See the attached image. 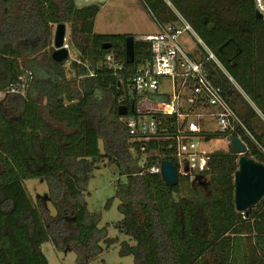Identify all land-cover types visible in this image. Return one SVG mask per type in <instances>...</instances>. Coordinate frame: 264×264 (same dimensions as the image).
<instances>
[{
  "label": "trees",
  "instance_id": "16d2710c",
  "mask_svg": "<svg viewBox=\"0 0 264 264\" xmlns=\"http://www.w3.org/2000/svg\"><path fill=\"white\" fill-rule=\"evenodd\" d=\"M142 1L160 25L180 24L177 13L215 57L204 63L208 78L245 130L203 132L202 140L239 138L247 157L264 165V20L255 17L254 0H167L173 10L164 0ZM99 10L75 0H0V93L32 74L23 97L6 94L0 101V264H49L45 243L57 251L70 248L79 264L97 253L105 237L101 214L87 210L84 194L100 138L118 172L109 202L117 201L115 228L127 238L119 256H131L134 264H264V197L245 213L235 210L239 156L229 145L209 153L205 183L179 177L167 186L160 174L145 170L157 158L173 162L166 138L174 136L177 118L149 113L164 139L144 142V151L143 143L132 147L117 111L126 106L127 116L138 114L129 84L137 66L151 60L150 44L135 40L134 63L127 65V35L93 33ZM60 22L70 27L76 55L56 64L51 26ZM196 46L199 59L191 56L204 61L206 51ZM107 55L122 71L104 65ZM42 109L56 127L45 122ZM141 155L148 156L145 169L138 166ZM39 178L54 215L42 198L28 195L25 181Z\"/></svg>",
  "mask_w": 264,
  "mask_h": 264
},
{
  "label": "built area",
  "instance_id": "2783aa9c",
  "mask_svg": "<svg viewBox=\"0 0 264 264\" xmlns=\"http://www.w3.org/2000/svg\"><path fill=\"white\" fill-rule=\"evenodd\" d=\"M164 1L173 10L170 2ZM254 10L264 20V0H254ZM150 13L153 14L151 10ZM175 14L180 24L160 25L155 20L158 28L155 35L136 37V40L150 44L152 58L137 66L129 84V94L143 101L146 107L149 106L151 108L149 113L176 116L174 136L166 138L169 143L166 148L173 159V162H170L175 167L178 178H187L191 184L205 183L208 180L205 173L208 171L209 152L203 149L206 143L200 137L205 132L202 129L203 118H211L221 133L232 132L236 126L242 129L244 127L223 98L220 89L208 78L204 63L209 60L216 62L214 55L204 46L190 25ZM187 34L206 51L207 58L203 59L204 61L191 56L194 51L188 49L189 41L183 40ZM63 47L69 49L66 40ZM103 63L114 73L123 69L114 63L110 55L104 58ZM31 78V72H25L2 94L23 97ZM154 94L166 96L168 101H154L151 97ZM137 113V116H125L121 120L129 131L132 147L136 148L134 145L136 142L143 143L139 149L144 151V142L164 138L157 135L158 124L149 113L141 111ZM222 140L229 144L231 139L224 136ZM142 157L146 161L145 155L139 156V159L143 161ZM162 162L163 160L157 158L149 169H145V162L139 167L149 173L160 174Z\"/></svg>",
  "mask_w": 264,
  "mask_h": 264
},
{
  "label": "rangeland",
  "instance_id": "374dc122",
  "mask_svg": "<svg viewBox=\"0 0 264 264\" xmlns=\"http://www.w3.org/2000/svg\"><path fill=\"white\" fill-rule=\"evenodd\" d=\"M83 3L96 4L100 10L95 18L93 33L95 35H132L135 37H143L147 34L158 32L155 18L150 10L146 7L142 0H82ZM56 25H52L53 32ZM66 44H70L69 31L70 27L66 24ZM188 37L191 39H188ZM183 40L189 41V50L194 51L199 59L200 53L196 43L191 35L187 34ZM196 47V48H195ZM69 58H75V51L69 46ZM53 51V50H52ZM0 93V101L3 99ZM135 108L137 111L144 113L151 112L149 106L140 99H135ZM41 114L45 122L51 127H56L47 117L46 112L42 109ZM202 129L205 132L214 133L218 131L217 124L209 117L203 118ZM204 150L209 153L226 151L228 143L222 139L205 142ZM98 158H91L89 161L93 167L87 190L84 194L86 208L89 212H98L101 214V220L98 228L103 229L105 237L97 242V253L87 256L84 264H134L131 256H119V244L126 241L127 238L118 233L115 228L116 223L121 219V215L117 210V201L109 202L114 195L115 181L118 178L116 161L112 157H108L104 147V141L100 138L98 143ZM133 157H137L135 152ZM148 156H145L147 158ZM143 160V157H142ZM145 160L139 159L138 166L141 167ZM195 183V184H201ZM25 187L29 197L36 200L42 198L46 208L51 215H54V208L48 197V187L44 178L31 179L25 181ZM109 202V204H108ZM252 209V208H251ZM108 238L111 241H107ZM41 250L49 261V264H79L77 255L70 248L62 251L54 249L51 243H45L41 246ZM211 257V256H208Z\"/></svg>",
  "mask_w": 264,
  "mask_h": 264
},
{
  "label": "water",
  "instance_id": "95a60500",
  "mask_svg": "<svg viewBox=\"0 0 264 264\" xmlns=\"http://www.w3.org/2000/svg\"><path fill=\"white\" fill-rule=\"evenodd\" d=\"M255 17L261 20V16L255 13ZM67 27L65 23H57L53 32L52 48L50 58L60 64L69 58L68 50L63 47L66 38ZM136 38L127 36L124 41L125 63H134V41ZM103 49L109 45H103ZM134 108L131 107L130 112ZM117 114L125 117L128 114L126 106H120ZM229 148L233 154L238 155V169L234 173V205L239 213H245L255 207L264 197V165L247 157V147L236 137L231 138ZM160 175L165 185H174L178 181L175 167L170 161H163L161 164Z\"/></svg>",
  "mask_w": 264,
  "mask_h": 264
},
{
  "label": "crops",
  "instance_id": "0c3cea01",
  "mask_svg": "<svg viewBox=\"0 0 264 264\" xmlns=\"http://www.w3.org/2000/svg\"><path fill=\"white\" fill-rule=\"evenodd\" d=\"M76 1V4L78 7H85V6H89V5H96V4H87V3H83L82 0H75ZM98 6V5H97ZM95 23V22H94ZM94 29V27H93ZM156 33H153V34H147L145 36H148V35H155ZM127 36H132V35H127ZM144 37V36H143ZM138 38H142V37H138ZM74 51V50H73Z\"/></svg>",
  "mask_w": 264,
  "mask_h": 264
},
{
  "label": "clouds",
  "instance_id": "9594fccd",
  "mask_svg": "<svg viewBox=\"0 0 264 264\" xmlns=\"http://www.w3.org/2000/svg\"><path fill=\"white\" fill-rule=\"evenodd\" d=\"M51 45H52V40H51Z\"/></svg>",
  "mask_w": 264,
  "mask_h": 264
}]
</instances>
